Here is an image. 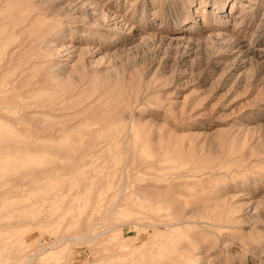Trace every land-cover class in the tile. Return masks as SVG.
I'll return each instance as SVG.
<instances>
[{"label": "rangeland", "instance_id": "374dc122", "mask_svg": "<svg viewBox=\"0 0 264 264\" xmlns=\"http://www.w3.org/2000/svg\"><path fill=\"white\" fill-rule=\"evenodd\" d=\"M10 1L8 7L1 3L7 12L22 3ZM48 4L59 15L42 16L55 23L49 21L40 43L33 36L39 25L30 21L32 30L21 26L6 37L0 56L22 44L12 57L18 67L11 60L8 75L39 65L23 74L38 80L33 101L46 104L59 95L53 98L63 99L62 113L72 118H62L63 137L60 132L28 145L13 141L12 127L0 126V264H138L151 251L150 227L165 229L159 223L167 207L179 204L185 218L224 217L217 230L199 231L189 264H264V0ZM10 26L0 22V35ZM28 55L35 59L25 64ZM111 114L121 121H111ZM41 116L33 119L47 118ZM69 133L80 135L70 141ZM91 136L97 138L93 145L87 143ZM57 152L68 153L60 158ZM73 157L79 159L74 167ZM57 161L61 167L70 162L69 170ZM92 212L98 221H88L96 216ZM109 230L122 246L103 237ZM143 240L142 252L129 257Z\"/></svg>", "mask_w": 264, "mask_h": 264}, {"label": "bare ground", "instance_id": "6f19581e", "mask_svg": "<svg viewBox=\"0 0 264 264\" xmlns=\"http://www.w3.org/2000/svg\"><path fill=\"white\" fill-rule=\"evenodd\" d=\"M0 1H3V2H0V4L2 3H4L3 5H4V7H8V5H9V3L11 2L10 0H0ZM6 1V2H5ZM12 1H14V0H12ZM20 1H22V3L20 2ZM48 1L49 0H15L14 2H19V3H21V5L20 4H17V6L18 7H16V8H13L12 6V11H11V9H10V11H6V10H8L7 8H4V7H2L3 5L1 4V6H0V11H1V9H3L4 8V12H6V16L5 17H3L2 16V11H1V14H0V16H2V18H6V19H4V20H2L1 19V17H0V22L2 23L3 21H10V23H11V26H10V28L7 30L6 29V31L7 32H4L2 35H0V45H2V44H4V42H5V40H6V37H8V36H11V35H14V34H18V31H17V28L18 27H25V26H27V24L28 23H30V21H32L31 23H34V22H36V24L38 23V25H39V27L38 28H36L37 30H38V33H36V35H33L32 34V32H30L29 34H27V36H24L23 38H22V40L24 41V39H25V37H29L28 35H33V36H36V40L35 41H37V39H38V41H37V45L40 43L39 42V39L40 38H42L43 37V35H45V33H46V30H47V32H48V30H49V28L51 27H49V23L51 22H54V19L55 18H53L52 20H48V22L47 21H45L44 20V18H42V16H45V14H48L49 15V18H52V16L53 15H59V13H58V11H57V9H58V7H57V9L55 8L56 6H54V5H50V4H48ZM9 2V3H8ZM52 2V1H51ZM12 4H14V3H12ZM11 5V4H10ZM15 5H16V3H15ZM14 6V5H13ZM3 12V13H4ZM35 12H43V13H41V14H43V15H41V17H39V15H38V17L37 16H34V18L33 17H31L32 16V14H34ZM61 12V11H60ZM62 13V12H61ZM66 13V12H65ZM105 13V12H104ZM38 14V13H37ZM67 14V13H66ZM47 15V16H48ZM105 16V15H104ZM95 17V16H94ZM32 18V19H31ZM57 18V17H56ZM96 18V17H95ZM106 18V17H105ZM47 19H48V17H47ZM101 20V19H100ZM104 20V19H103ZM41 22L42 24H39V22ZM50 21V22H49ZM56 21V20H55ZM58 21V20H57ZM56 21V22H57ZM102 21V20H101ZM48 23V26L46 27L45 25H44V23L45 24H47ZM30 23V24H31ZM55 23V22H54ZM96 23V22H95ZM94 23V24H95ZM30 24H28V25H30ZM36 24H31L32 26L33 25H36ZM57 24H58V22H57ZM101 24V23H100ZM99 24V25H100ZM37 25V26H38ZM42 25H44V26H42ZM96 25V24H95ZM7 26V25H6ZM5 26V27H6ZM8 26H9V24H8ZM32 26H27L26 27V29H28V28H30L31 30H32ZM35 27V26H34ZM34 27H33V29H34ZM54 27V26H53ZM25 29V31L26 32H29V31H27ZM36 29H35V31H36ZM264 29V28H263ZM3 30H5V29H3ZM34 31V32H35ZM35 34V33H34ZM53 38V37H52ZM175 39H177V38H175ZM231 39V38H230ZM239 39V38H238ZM254 39V38H253ZM7 40H9V38L7 39ZM48 40V39H47ZM228 40H229V38H228ZM22 41V42H23ZM180 41V40H179ZM182 41V40H181ZM236 41V40H235ZM7 42V41H6ZM25 42V41H24ZM23 42V43H24ZM29 42V41H28ZM177 42V41H176ZM227 42V41H226ZM234 42V41H233ZM29 43H31V42H29ZM8 45L10 44V42H8L7 43ZM27 45H29L28 43H26ZM32 44V43H31ZM30 44V45H31ZM230 44V43H229ZM20 46L22 45V44H19ZM19 45H17V46H19ZM29 45V46H30ZM17 46H14V47H12V48H10V49H8V50H5L4 51V53L2 54V56H0V126H5V127H12L14 130H15V136L16 137H13V141H24L25 142V144H27L28 145V143L30 144V142L29 141H32V143H33V140H37V139H39V138H41V139H52L53 137H55V138H57V137H59V136H61L62 135V137H63V134H62V131H65L66 130V128L64 127V122H63V120H62V118H65L66 117V120L68 121L69 119H70V117H71V115L69 116V118L67 117L69 114H63L62 112L65 110V105H63L64 104V101H63V99H59V100H57V99H54L53 97H56V96H53L52 95V98H50L49 97V95H48V97L49 98H47L48 100V103H46L45 104V102L42 100V102H41V100L40 101H37V102H40V103H38V104H35V103H37L36 101H33L34 100V95L37 93V91H36V93H35V90L36 89H38V88H36V89H33V84L36 82V81H38L37 79H36V81H30L29 80V78L27 77L26 78V76L25 75H23L25 72H26V70H27V72H29V70H31L33 67H34V64H31V66H32V68L31 67H26V68H24V69H26V70H24V69H20V70H18L17 72H16V74H14V73H12V77H10L9 75H8V70L9 69H11L10 68V66L11 65H9L10 64V62H11V60H14V58H12L13 57V54L16 52L17 53V51H16V47ZM32 46V45H31ZM30 46V47H31ZM33 46H34V44H33ZM33 46L31 47V48H33ZM3 47V46H2ZM24 47H26V45L24 44ZM28 47V46H27ZM30 47H28V48H30ZM39 47V46H38ZM244 47H249V42H248V45H246V46H244ZM1 48V47H0ZM7 48V47H6ZM5 49V48H4ZM3 49V50H4ZM18 49V48H17ZM22 49V48H21ZM21 49H20V51H21ZM2 50V51H3ZM25 50V49H24ZM51 50V49H50ZM19 51V50H18ZM20 51H19V54H21V53H23L24 51H21V53H20ZM240 52V51H239ZM247 52V51H246ZM24 54V53H23ZM35 54V53H34ZM17 55V54H16ZM20 56H22V55H20ZM36 58H38L37 56V54L36 55H34ZM16 57L18 58L19 56H15V59H16ZM30 57H31V55L29 56L28 55V58H25V64L27 63L28 64V61H29V59H30ZM33 57V56H32ZM31 57V58H32ZM249 57V56H248ZM34 58V57H33ZM41 58V57H40ZM19 59V58H18ZM35 59V58H34ZM39 59V58H38ZM248 59V58H247ZM27 60V61H26ZM15 61V60H14ZM18 62H19V60H17ZM17 62V63H18ZM15 63H16V61L14 62V64L12 63V65H15ZM16 63V64H17ZM24 64V65H25ZM43 64V63H42ZM41 64V65H42ZM23 65V64H22ZM37 65V64H36ZM15 66H17L18 67V64L17 65H15ZM39 66V65H38ZM38 66H35V67H37L35 70L34 69H32V72H35L37 69H38ZM29 69V70H28ZM37 72V71H36ZM27 74V73H26ZM30 74V73H29ZM29 74H27V75H29ZM30 75H34V74H30ZM36 75V74H35ZM39 79H40V77H38ZM42 88V90H44V89H46V88H44L43 89V87H41ZM40 88V89H41ZM50 90V89H49ZM56 92V91H55ZM33 93H34V95H33ZM44 93V92H43ZM45 93H47V92H45ZM38 94H39V92H38ZM38 94H36L37 96H38ZM35 95V96H36ZM40 95H41V93H40ZM36 96V97H37ZM59 96V95H58ZM57 96V97H58ZM56 97V98H57ZM60 97V96H59ZM58 97V98H59ZM46 98V97H45ZM66 99H68V98H66ZM36 100V99H35ZM37 100H38V98H37ZM67 102V101H66ZM66 104V103H65ZM110 103H107V107H108V105H109ZM67 105V104H66ZM34 107H41V108H45V109H48V111L47 112H41V111H36V110H33V108ZM69 107V106H68ZM52 112H54V114L52 113ZM47 116V118H45V117H43V118H41V119H43V120H34L33 118H37L38 116ZM41 116V117H42ZM110 117H111V119L109 118V117H107L108 119H110L111 121H113V120H118V122L119 121H121V117H118L117 115H114V114H111V115H109ZM40 118V117H39ZM72 118V117H71ZM38 119V118H37ZM65 120V119H64ZM59 124H62L63 126H61V125H59ZM79 123H77V125H78ZM77 125H73L74 127H76ZM72 126V127H73ZM77 127H79V126H77ZM29 128H33L35 131H36V133L35 134H31V135H25V136H23L22 134H24V133H22L20 130H28ZM60 132H61V135H60ZM73 132V131H72ZM26 134H29V132H25ZM81 133V132H80ZM80 133L77 135V136H79L80 135ZM83 133V132H82ZM70 134V141L73 139L72 137H75L76 135H71V133H69ZM74 134V133H73ZM66 135V134H65ZM72 136V137H71ZM82 134H81V138H82ZM112 137V136H111ZM77 138V137H76ZM75 138V139H76ZM91 138L93 139V138H95V137H92L91 136ZM91 138L89 139H87L89 142H87V141H85V142H87V143H89V145H93V143H94V140L95 139H97V138H95V139H93V140H91ZM62 139V138H61ZM77 139H79V138H77ZM110 138H108V140H109ZM53 140V139H52ZM74 140V139H73ZM8 141V140H7ZM69 141V142H70ZM77 141V140H76ZM93 141V142H92ZM10 142H11V140H10ZM23 142V143H24ZM27 142V143H26ZM47 142V141H46ZM12 143V142H11ZM10 143V144H11ZM82 143H83V141H82ZM86 143V144H87ZM92 143V144H91ZM98 143V142H97ZM4 144V143H3ZM2 144V145H3ZM9 144V145H10ZM21 144V143H20ZM80 145H82L81 143H79ZM1 145V144H0ZM12 145H15V143L14 144H12ZM17 145V144H16ZM88 145V144H87ZM87 145H85L84 143H83V146H86L87 147ZM50 146V145H49ZM82 146V147H83ZM96 146V145H95ZM80 147V146H79ZM49 148V147H48ZM52 148V147H51ZM50 148V149H51ZM53 150V149H52ZM54 151V150H53ZM52 151V152H53ZM92 151V150H91ZM79 152V151H78ZM54 153H56V152H54ZM68 152H65V155H64V153L62 154V153H58L57 152V154L59 155H64V156H66V154H67ZM80 153H83L82 152V150L80 149V152H79V155L78 156H82V155H84V154H81L80 155ZM77 154V153H76ZM76 154H75V156L74 157H77L78 158V156H76ZM62 155L61 156H58V157H62ZM70 155V154H69ZM68 155V156H69ZM87 155V154H86ZM85 155V156H86ZM71 156V155H70ZM69 156V157H70ZM68 157V158H69ZM74 157L72 158V161H73V159H74ZM47 158V157H46ZM80 158V157H79ZM76 159V158H75ZM75 159H74V162L72 163V167H74V163H75ZM86 159V158H85ZM76 160H78V162H79V159H76ZM81 160V159H80ZM48 162V161H47ZM58 162V161H57ZM67 162V161H66ZM77 162V161H76ZM44 163H45V161H44ZM56 163V162H55ZM54 162H53V164H55ZM60 163H61V161H60ZM63 165V167H65V168H69L70 166H68L67 167V165H69L70 164V162L68 163V164H66L65 166H64V163H62ZM78 164V163H77ZM56 165V164H55ZM54 165V166H55ZM45 166V165H44ZM51 165H48V167H49V169H48V167H45V169H43L42 170V172L43 171H45L46 169H48V170H51L50 167ZM77 166H79V165H77ZM57 167H60L61 169L63 168V167H61V164L59 165V162H58V166ZM76 167V166H75ZM54 168V167H53ZM60 168H58L57 170L58 171H60L59 169ZM65 168H63V170L65 169ZM56 169V168H55ZM70 169H72V168H70ZM53 170V169H52ZM69 170V169H68ZM47 171V170H46ZM65 171H66V169H65ZM53 173H54V171H53ZM65 174H67V173H70L69 171L66 173V172H64ZM64 173H62V174H64ZM47 174H50L49 172L47 173ZM51 174H52V172H51ZM50 174V175H51ZM55 174V173H54ZM54 174H53V176H54ZM186 174H188V173H186ZM185 174V175H186ZM201 174V173H200ZM170 175V174H169ZM47 176V175H46ZM171 176V175H170ZM170 176H168V177H170ZM183 176V175H182ZM193 176V175H192ZM195 176V175H194ZM23 177H24V174H23ZM43 177H45V175L43 176ZM165 177V176H164ZM175 177V176H174ZM197 177V176H196ZM51 178V177H50ZM53 178V177H52ZM188 178V177H187ZM31 180H32V178H30ZM29 179V180H30ZM66 179V178H65ZM26 180V179H25ZM69 180V179H68ZM19 181L20 180H18V183H19ZM22 181H24V180H22ZM27 183L29 182L28 181V178H27ZM26 181L25 182H23L24 184H26ZM67 181V180H66ZM61 182V181H60ZM14 183H16V181L14 182ZM64 183V182H63ZM67 184H68V182H67ZM66 184V185H67ZM17 185V184H16ZM22 185V183H20V186ZM66 185H64V187L66 186ZM122 186V185H121ZM66 188H67V186H66ZM125 188V187H124ZM59 189V188H58ZM125 190V189H124ZM129 190H132V189H129ZM55 191V190H54ZM54 191H51V192H54ZM120 191V190H119ZM135 191V190H134ZM134 191H133V193H134ZM139 191L142 193V191H143V193H145V190H142V189H139ZM136 192V191H135ZM137 192H138V190H137ZM136 192V193H137ZM128 193H129V191L127 192V193H125L126 194V196H128L129 197V195H128ZM131 193V192H130ZM129 193V194H130ZM139 193V192H138ZM137 193V196L138 195H140V194H138ZM143 193H142V195H143ZM52 194V193H51ZM123 194V193H122ZM135 194V193H134ZM115 195V194H114ZM133 195V194H132ZM48 196V195H47ZM117 196H119V195H117ZM125 196V197H126ZM134 196V195H133ZM145 195H143V196H141V197H143L144 199H145V197H144ZM120 197L123 199L124 197L122 196V195H120ZM127 197V198H128ZM51 198V197H50ZM121 198H120V200L118 199V201H121V202H123V200H121ZM126 198V199H127ZM95 199V198H94ZM169 199H170V197H169ZM173 199H176L175 197H173ZM96 200H97V198H96ZM95 200V201H96ZM117 200V199H116ZM115 200V201H116ZM151 199H149V201H150ZM166 200H168V199H166ZM165 200V201H166ZM180 200H182L181 198H180ZM114 201V202H115ZM128 201V200H127ZM172 201V199L170 200V202ZM174 201V200H173ZM176 201H178V200H176ZM112 203H114L113 201H111ZM121 202H117V204L119 203H121ZM154 202V201H153ZM152 202V203H153ZM156 202V201H155ZM97 203V202H96ZM112 203H110V206L112 205ZM94 204V203H93ZM116 203H114V205H115ZM116 204V205H117ZM122 204V203H121ZM171 204V203H170ZM173 204V203H172ZM177 204V203H176ZM183 204H185V207L187 208V204L185 203V202H183ZM99 205V204H98ZM98 205H96L97 207H95L94 206V208L95 209H93V211L96 213V211L95 210H97L96 208H99L100 206H98ZM115 205V206H116ZM156 205V204H155ZM166 205V204H165ZM174 205V204H173ZM180 205V204H179ZM178 205V207L176 206V207H172V208H170V206H168L167 207V209H170V211H169V213L168 214H166V215H168L163 221H161V223H159V224H162L164 227H165V229H162V230H157L156 228H153L154 226H155V224L154 225H152L153 227H150V228H152L150 231H149V235H148V241H150V243H151V251L148 253V255H146L145 257H143V258H141V260L138 262V264H189V262H190V260H191V255H192V251H193V246H192V244H196V242H198L202 237L200 236V232L199 231H202V230H205V231H208V230H217V227L215 228V226H219L220 224H221V222L223 221V219H224V217H223V215L225 214V212H222V217H223V219L221 220L219 217H212V216H210V215H208V214H205V215H203V216H201L200 218H195V219H192V218H185L184 216H186V214H187V212H185L186 214L184 215V213H183V206L184 205H182V206H179ZM209 205V204H208ZM212 205H213V202H212ZM220 205V204H219ZM179 207H181V209H182V211H181V209L179 208ZM205 207V206H204ZM209 207V206H208ZM214 206H212V208H213ZM113 208V207H112ZM193 208V207H192ZM205 208H207V206L205 207ZM212 208H209V210H212ZM194 209V208H193ZM192 209V210H193ZM102 210H103V208H102ZM101 210V211H102ZM113 210V209H112ZM111 210V211H112ZM203 210V209H202ZM223 210V209H222ZM92 211V210H91ZM189 211V210H188ZM213 211V210H212ZM219 211V210H218ZM224 211H225V209H224ZM94 212H92V215H94L95 213ZM100 212V211H99ZM182 212V213H181ZM190 212V211H189ZM208 212V211H207ZM210 212V211H209ZM208 212V213H209ZM101 213H103V211L101 212ZM100 213V214H101ZM163 213H165V212H163ZM162 213V214H163ZM198 213V212H197ZM151 214V213H150ZM158 214H161V213H158ZM189 214V213H188ZM194 214V213H193ZM96 215V214H95ZM218 215H219V213H218ZM97 216V215H96ZM95 216V217H96ZM101 216H104V214H102V215H99V217H101ZM141 216V215H140ZM155 216V215H154ZM158 216V215H157ZM156 216V217H157ZM216 216H217V214H216ZM95 217H94V219L93 218H91L90 220H88V221H91V220H95V221H98V216H97V219H95ZM221 217V216H220ZM228 217H230L229 215H228ZM103 218H105V217H103ZM87 219V218H86ZM85 219V220H86ZM156 219V218H155ZM78 220H80V219H78ZM84 219H83V222L85 223V224H83V225H85V226H83L84 228L86 227L87 229H88V226H87V224L88 223H86V222H88L87 220L85 221ZM103 220V219H102ZM228 220V219H227ZM94 221V222H95ZM131 221V220H130ZM129 221V222H130ZM81 222H82V220H81ZM80 222V223H81ZM103 222V221H102ZM146 222V221H145ZM79 222H78V224L79 225H82V224H80ZM136 223V222H135ZM224 223V222H223ZM78 224H77V226H78ZM91 224V223H90ZM94 224L95 223H93L92 225H90V226H94ZM225 224H226V222H225ZM95 225H98V224H95ZM103 225H105V224H103ZM228 225V224H227ZM106 226V225H105ZM221 226V225H220ZM79 227H81V226H79ZM99 227V226H98ZM194 227V228H193ZM99 228H101V226L99 227ZM98 228V230H100ZM105 228V227H104ZM191 228V229H190ZM197 228H199V229H197ZM221 228V227H220ZM77 229V228H76ZM81 229V228H80ZM92 229H93V227H92ZM183 229H187L188 231H186V233L184 232L183 233V235H182V237H180L179 239H175L174 237L175 236H177L178 234H180L181 232H182V230ZM190 229V230H189ZM78 230V229H77ZM101 230H103V228L101 229ZM106 230V229H105ZM96 231V230H95ZM95 231H93L94 233H95ZM97 232V231H96ZM99 232V231H98ZM102 232V231H101ZM100 232V234H102ZM108 232V231H107ZM109 232H110V230H109ZM107 233V235L106 236H103V237H105V239H107V241L109 242H111V244H112V242H115L114 244H117L118 245V247L119 246H122V242L119 240L118 241V238H119V235L117 236V234L116 233H114V232H112V230H111V232L110 233ZM85 233H86V231H85ZM79 234H80V232H79ZM96 235H98L97 233H95ZM80 235H83L84 236V233H82V234H80ZM87 236H89V235H87ZM92 236H94V234H92ZM170 236H172V237H170ZM76 237V236H75ZM84 237H86V236H84ZM100 237H102V235L100 236ZM99 237V238H100ZM61 238V237H60ZM77 239H82V238H80L79 236L78 237H76ZM102 240H103V238H101ZM104 239V241H106ZM98 240V239H97ZM101 240V242L103 243V241ZM203 240V239H202ZM123 241V240H122ZM201 241V240H200ZM78 242V241H77ZM89 242H91V241H89ZM124 242V241H123ZM80 243V242H79ZM85 243V242H84ZM100 243V242H99ZM101 243V244H102ZM147 243V241L146 240H143V241H140L138 244H136L132 249H131V251L130 252H128V255H130L129 257H134V256H136V254H138L139 252H142L141 251V249H142V246L144 245V244H146ZM53 244V243H52ZM86 244H89V243H87L86 242ZM83 245V244H82ZM113 245V244H112ZM111 247V246H110ZM114 247H116V245L114 246ZM111 249H113L112 247H111ZM148 250H149V248H148ZM54 252V250H49L48 251V253H53ZM195 256V255H194ZM127 258V257H126ZM132 259V258H131ZM127 263H128V261H127Z\"/></svg>", "mask_w": 264, "mask_h": 264}]
</instances>
